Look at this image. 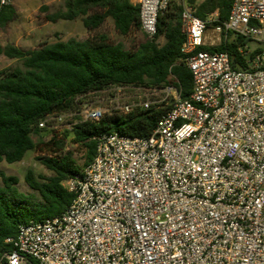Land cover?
<instances>
[{"label":"built area","instance_id":"1","mask_svg":"<svg viewBox=\"0 0 264 264\" xmlns=\"http://www.w3.org/2000/svg\"><path fill=\"white\" fill-rule=\"evenodd\" d=\"M130 1L153 38L172 0ZM174 1L191 95L183 98L176 84L105 89L114 98L138 92L116 112H164L148 137L99 135L93 161L64 182L74 194L68 209L20 224L1 264H264V0H234L216 26L217 12L202 20L188 0ZM14 2L0 0V12ZM228 34L249 39L244 56L260 48L249 68H235L227 52L199 50ZM90 94L39 128L59 138L99 121L105 111L81 101Z\"/></svg>","mask_w":264,"mask_h":264},{"label":"trees","instance_id":"2","mask_svg":"<svg viewBox=\"0 0 264 264\" xmlns=\"http://www.w3.org/2000/svg\"><path fill=\"white\" fill-rule=\"evenodd\" d=\"M188 2L202 20L217 12V21L211 23L216 26L229 18L234 0ZM180 12V7L172 0L158 17L156 35L149 38L145 34V41L134 52L121 43L109 42L105 36L84 41L59 40L28 51L0 45V55L21 61V66L0 71V162L22 161L43 142V133L47 131L39 128L40 121L51 113L75 110L77 97L114 85L163 88L176 84L183 98H189L193 80L182 52L185 36L181 31ZM80 17L91 30L99 28L107 17L114 20L116 30L122 35L133 28L142 30L140 8L130 0H65V10L49 19L72 21ZM13 18V7H3L0 26L5 27ZM161 37L164 38L162 44L159 43ZM249 43L247 38L228 34L219 45L203 46L199 50L227 52L235 68L247 69L249 60L260 52L257 48L249 56L242 55L239 48ZM163 112V109L152 108L136 109L130 114H105L99 121L77 124L64 138L52 137L49 143L60 152L66 147L65 138L71 136L74 143L85 148L84 166H87L95 157L99 135L118 133L148 137ZM38 160L53 174L37 177L33 171H28L25 181L32 193L19 190L17 177L0 173L3 183L0 186V262L3 254L13 249L5 240L16 237L20 224L41 222L59 215L74 199V194L64 186L67 179L82 171L73 153L68 151L38 157Z\"/></svg>","mask_w":264,"mask_h":264},{"label":"rangeland","instance_id":"3","mask_svg":"<svg viewBox=\"0 0 264 264\" xmlns=\"http://www.w3.org/2000/svg\"><path fill=\"white\" fill-rule=\"evenodd\" d=\"M14 18L5 27L0 26V45L5 47L11 45L20 48L23 51L39 49L46 44H51L59 40L68 41L76 39L84 41L93 39L98 36H105L109 42L121 43L125 49L129 51H136L139 45L145 41L146 35L143 30L133 28L127 35L120 34L111 17H107L103 24L91 30L84 26L83 17L76 20H57L53 22L49 19L52 15L65 10V0H15L13 4ZM102 12V11H98ZM213 27H210L208 34L212 36ZM218 36V35H217ZM164 38L159 39L162 44ZM211 43V42H210ZM208 44L209 46H217L220 44L218 39L215 44ZM21 66V61L10 59L5 55H0V71L10 67ZM116 96L120 98L117 100L113 97L114 91L103 90L101 92L93 93L85 97L81 101H92L99 105L105 114H110L120 111L119 107L126 102H132L134 96L138 94L137 91H125ZM84 105L80 106L79 110H83ZM60 136L58 139L64 138ZM52 136L49 132L43 133V142L38 147L28 152L25 158L17 163L8 164L5 161L0 162V173L8 176H15L19 182L17 187L21 192L32 193L33 191L27 185L25 176L28 171H33L35 176L50 177L52 172L41 164L38 157L54 156L68 151L73 153V158L76 160L77 165L82 169L85 167L86 150L79 144L72 141V137L65 138L66 147L63 151L54 150L53 146L49 143ZM37 141L38 137H34ZM45 143H49L46 145ZM0 177V186H2Z\"/></svg>","mask_w":264,"mask_h":264}]
</instances>
